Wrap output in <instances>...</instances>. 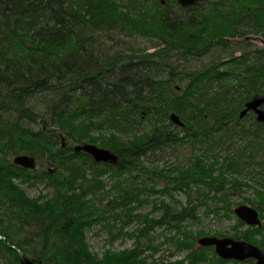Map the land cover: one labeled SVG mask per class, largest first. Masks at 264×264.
I'll return each instance as SVG.
<instances>
[{"label": "trees", "instance_id": "1", "mask_svg": "<svg viewBox=\"0 0 264 264\" xmlns=\"http://www.w3.org/2000/svg\"><path fill=\"white\" fill-rule=\"evenodd\" d=\"M202 2L205 5L202 18L192 14L187 21L184 15L171 13L161 5L156 8L159 10L157 17L149 20L153 9L147 10L142 1L136 2V10L130 11L134 17L129 19L128 15L119 13V7L125 6H118L117 0H0V123L9 134L38 123L45 127V133L61 130L81 141L90 140V137L86 132L76 135L73 123L78 119L87 123L90 131L111 125L113 129H110L115 132H128L129 127L150 122V130L139 134L138 140L114 148L120 153L122 162L129 165L123 167L121 163L120 169L115 171L131 173L146 170L145 166L139 169L142 157L162 149L165 142L177 136L169 130L171 124L162 123L168 121L171 112H176L185 122L183 131L190 138L209 136L216 131H223L225 138L226 134L230 135L233 124V128L240 127L243 134L261 140L260 125L249 122V117L243 120L238 117L249 94L264 93V61L215 59L202 67H191L187 62L194 58L198 63L202 53L211 47L239 46L231 45L229 39L264 32V0ZM152 20L155 24L158 20L156 25H160L156 38L161 42L152 45L158 49L147 53L146 49L135 48L138 54L131 61L115 57L113 48L105 55L99 53L94 44L80 35L86 29L111 34L118 28L145 35L155 26ZM69 40L74 44L66 45ZM71 46L76 53L70 52ZM171 51L175 52L173 56ZM131 65H135L134 68ZM235 79L239 87L234 84ZM204 80L216 81L220 91L214 92L208 85L202 90ZM229 82L233 83L239 98L228 96L226 85ZM179 83L180 91L177 90ZM104 105L105 110L115 116L103 111ZM94 111L98 112L97 116L109 115L110 120L100 117L98 125H94ZM116 116L120 118L115 119ZM58 139L57 136L46 139L44 146L50 150L57 148ZM194 141L188 139L186 142L193 144ZM219 142L210 144L219 145ZM8 144L4 149L14 151V144ZM195 157L196 162L172 178V186H160V193L186 189L188 202L181 210L172 211L167 204L161 208L170 213L173 227L186 219H196L202 207L207 208L206 213L218 212L217 203L223 205L222 209L233 212L228 198L224 197L236 194V184L241 182L237 178L228 179L232 174L230 170H234L233 163L224 162L217 167L219 177H213L217 162L206 164L201 157ZM56 161L68 167L61 154L56 156ZM68 171L62 180L64 187L73 188L76 183L83 182L79 166L70 165ZM92 181L85 180L87 187L79 185L81 200L69 202L62 195L60 212L48 215H33L28 200L0 189V234L7 239L0 238V259L19 264L14 245L42 264H73L71 258L74 256L80 264H142L141 238L148 236L142 231L133 249L107 253L101 259L90 252L84 229L88 225L103 224L108 218L102 212L104 208L94 209L100 214L97 217L85 209L83 198L90 193L94 201L98 193L97 180ZM211 192L215 195L210 196ZM219 192L224 196L218 198ZM263 203L260 200L259 204ZM170 241L175 243L174 238ZM149 248L155 250L157 246L149 245ZM204 251L193 254L190 264L202 258Z\"/></svg>", "mask_w": 264, "mask_h": 264}, {"label": "bare ground", "instance_id": "2", "mask_svg": "<svg viewBox=\"0 0 264 264\" xmlns=\"http://www.w3.org/2000/svg\"><path fill=\"white\" fill-rule=\"evenodd\" d=\"M140 2L142 1L146 7L147 10L153 9V11H151L150 15H148L149 20H151L152 18L150 17H155L156 14H158L159 10L156 8H159L161 5V8L164 9V7H167L171 13L173 12L174 14H180V15H184L185 19L188 21L191 17L190 15L194 14L197 18H202L203 16V12L205 9V5H202L204 2V0H194L192 3L189 2H182L181 0H137L136 2ZM136 2L135 1H131V0H117L118 6H120L121 4H123L125 6L124 7H119L118 11L119 13H123L124 15L126 14V16L128 15L129 19H132L133 13H131L130 11H135V6H136ZM145 7V8H146ZM152 7V8H151ZM144 8V9H145ZM160 8V9H161ZM157 17V16H156ZM153 25L155 24L153 21ZM158 23V20L156 22V24ZM153 27V29L149 30L147 32V34L145 35H141V34H134L131 33L130 31H128L127 29H117L114 32H112L111 34L106 33L105 31H98L96 29H86L85 31L80 32V35L82 37H86L88 39V42L94 44L97 48V50L99 51V53H103L104 55L109 53L108 49L109 48H113L112 53H114L115 57L117 56L118 58H123V59H129L128 61L131 60H135L136 56L138 53H136L134 51L135 48H140V49H146L147 53H152L154 51H156V49L158 48H153V43H158L161 42V40H159L157 37V33H158V28L160 27V25H156ZM99 27H103V26H99ZM122 31V32H121ZM204 33V31H203ZM110 35V36H109ZM120 36H124V39H120ZM261 37L264 38V32H261V34H257V35H241L239 38H233V39H229V41L232 44H236L239 46H230V47H225L224 49H220V48H212L210 50H208V52L204 51L202 53V59L201 61H199L197 63V61H195L194 58L190 59L192 61L187 62V64L191 67H202L204 65H206L207 63H209L210 60H215V59H220V61L222 60L223 62L226 61H235L238 62L239 60H244V61H250L253 58H255L258 61H264V52H260V50H264V47H259L254 45V43H256V41H259V39H261ZM139 38H143L148 40L150 43L149 45L146 46H140L137 45V43L135 42L137 39ZM135 43V44H134ZM74 44L73 40H69L68 44L66 45H72ZM65 45V46H66ZM75 47L71 46L70 47V52L73 53L75 52ZM137 50V49H135ZM69 52V53H70ZM70 53V54H71ZM76 53V52H75ZM175 52L171 51L170 54L173 56ZM126 56H129L128 58H126ZM108 63V62H107ZM105 63V64H107ZM133 68L135 65H131ZM237 79H235L234 84L239 87V84ZM232 82V81H231ZM227 83V94L229 97L231 98H237L238 97V93L233 85V83ZM208 85L211 86L214 89V92L216 91H220V87L217 84L216 81H212V80H204V85L202 90H204V86ZM226 88V87H225ZM181 88V84H177V90L180 91ZM213 92V93H214ZM212 93V94H213ZM246 95V94H245ZM257 97H263L264 98V93L262 92H253L252 94H249V96L246 98L245 103L243 105V107L240 109L239 111V119L243 120L246 117L250 118L249 122H252V124L258 123L260 125L259 130L261 131L262 137L261 140L264 139V121L260 120L259 116V112L257 110H251L248 109L247 110V106L250 102L254 101ZM239 98V97H238ZM259 110H262L264 112V104H262L261 106L258 107ZM106 109V105L103 106V111ZM244 110H247V112L244 114V116H241L242 112ZM106 113L110 112V116H115L114 114L111 113L110 110H105ZM92 114L96 117L94 120L95 124L94 125H98V121L100 117L105 118L106 120H110L109 115L106 116L104 114H100L99 116H97L96 114H98V112L94 111L92 112ZM172 116H176L178 118V122L175 121ZM119 116H116L115 119H119ZM80 120V119H79ZM25 124L27 123L26 121H24ZM82 122V121H81ZM162 123L165 124V126L168 125L169 130L173 131L177 136L172 137L171 141L165 142L166 144H163L162 146L166 147V146H171L174 145L177 146V148L181 149L183 148L184 145H187V149L182 150L181 151V161L179 164H177L174 168L171 169H158L159 167H154L153 169L150 170V173L153 174V176L148 177L147 174H149L147 171H139L138 172H134L131 173L127 170L125 171H115L117 169H120L121 167V163L124 166H129L128 163L125 161L122 162V157L120 155V153L115 150L114 148H110L107 147V145L102 146L101 142L98 141V139H95L94 137L91 138L90 140L88 139H84L81 141L72 139L73 135H69L66 132H63L61 130H57L56 132H48L45 133V127L44 126H40V124L35 123V124H30L27 125V128H22L21 130H18L16 134H9L7 132L6 129H4V126L0 123V149L2 150L3 156L5 159H3L2 162H0V168H2V166H11L12 169L16 170L15 175L13 174V177H18L17 179L22 178V180H24L25 183L27 184H32L33 182H35L34 184H45L47 187L49 188H53L51 190L50 195L47 197V202L46 204H48V206H46L45 210L42 211H36L33 209L32 207V203L31 200L24 195V192L21 190H17L15 187L19 188L18 186L15 187H11V189L9 191H3L2 192H8V193H17L19 196H21L22 199H25L26 201L28 200L29 205H31L29 207L30 212L33 215H48L51 212H60V208H61V198L62 195H65V197H67L69 199V202L72 201H79L82 199L83 196H79L78 194L80 193L79 191V185H81V187H87L85 183V180H87V175L86 172L87 170L84 171L83 173V167L79 166L80 164L75 163V159L79 158V157H84L86 159L89 160V163L92 164V168L94 169V179H98V178H103L104 176H106V174H109L111 177L116 178L115 180V184L116 185H120V181L124 180V176L128 175L131 176L130 178L133 177V175L138 176L137 178L141 179V184L140 186L143 188H139V187H135V189H131L130 191L125 193L124 198L122 199L123 201H125V204H123V210L124 209H130V204H134L133 207H137L139 206V204L143 201V199H141V194L142 192H139L141 190H147L150 192H158L160 193V189L162 185H168V186H172V178L176 177L177 174H179L181 172V170H185L187 167H190L189 165L196 162V157L203 159V161L206 164H215V168L219 167L220 165H222L225 161L228 163H233L234 166V170H230V173H234L237 172L238 169H241L243 167V169L245 167H248V169H251L250 171H248L249 175L247 177L246 181H242L239 184H236V194H231V195H227L224 196V191L223 192H219L217 195L218 198H221V196L223 195L225 198H228L229 204L231 205V208L233 210V212H229L227 209H222V206H219V211L218 212H211V214L213 215H220L221 212L220 210L224 211L225 213H227L229 216H234L237 217V219H239L240 222L246 224L249 227H261L263 226V219L261 217V212L260 210V205L258 202L256 201H248L251 205L253 206H258L259 210L255 207H252L250 205H238L236 204V202L234 200H232V197L235 195H239L240 192H238V189H242L245 187H253L255 185L250 184V183H257L258 187H262L264 188V165L261 163H264V161H262V159L264 158L263 153L260 154L259 152H257V147H256V143L254 142L255 136L250 135L247 133L248 136H244L242 134V132L240 130H238V128L234 127L233 128V124H231V130H230V135L229 133L225 135V138L222 136V132L223 131H216L219 132L221 135L217 134L216 132H214L213 134L209 135V136H198L196 138H190L185 134V131H183V129L185 128V122L182 120V118L176 113V112H171L168 118V121H162ZM87 124V123H84ZM145 126L147 125V128L144 129V131L142 130L141 132V128L142 125H137V127L135 128V125L133 127H129V129H127L128 132H117V133H121L126 134L128 136L131 135V137L133 139H135L134 141L138 140V137H135L134 134L135 133H139L140 135H144V133H146L147 130H150L151 126H150V122H146L144 124ZM23 126V125H21ZM113 126L110 125V128H112ZM110 128H108V125L105 126V129L111 131V132H115L113 130H111ZM113 129V128H112ZM135 129V130H134ZM30 131L33 132V135L30 134ZM95 130V129H94ZM98 130V129H96ZM135 131V132H134ZM224 133V132H223ZM37 134V135H35ZM260 134V136H261ZM35 135V136H34ZM39 135V136H38ZM174 135V134H173ZM238 135V140L240 139L241 141L244 140V137H248L251 138L252 141L255 143L254 144H250V146H252L251 152L248 153H238L237 151H234L231 155L229 153V149H226L225 151L227 152V156H222V152H219L218 150H220L221 148H219L218 143L211 145L209 143H212L214 141H221L224 143H233L232 139ZM57 136L59 137L57 143H55L57 145V148L54 149H49L46 148L44 146L45 144V140H52L54 139V137ZM259 136V137H260ZM222 137V138H221ZM131 138V139H132ZM174 138V140H173ZM182 138H185L186 140L183 141L181 140ZM188 139H193L196 140V142L198 141L199 143H205L206 144V148L204 149L205 153L202 154H198L197 150H196V146H195V141L193 142V144H190L188 141ZM24 140H32L35 143H37L39 145V147L37 146V149L33 148L32 146H26L25 144H21L24 142ZM166 141V139H163ZM190 141V140H189ZM251 141V140H250ZM7 142V143H6ZM8 143H12L14 144V151L9 150L10 151L8 153L7 148L4 149L5 147L9 146ZM98 143V144H97ZM249 143V142H248ZM94 146L96 148L102 149V150H106L108 152H110L113 156L116 157V160H97L95 158V156L93 154H91L90 152L86 151L83 149L84 146ZM179 145H181L179 147ZM217 147V148H216ZM27 148L28 151H26ZM60 150V151H58ZM222 150V149H221ZM239 150H242V148H240ZM7 151V152H6ZM178 151V150H177ZM156 152V151H155ZM241 152V151H240ZM154 153V152H153ZM183 153V154H182ZM62 155L65 158V162L67 163L68 167L71 165L73 166H79L81 173H80V178L81 181L83 180V182H79L76 183V185L73 188L70 187H64L65 184H63V178H65L68 174V167H62L57 161H56V156L57 158L59 157V155ZM151 153H149L148 155H150ZM147 155V156H148ZM55 156V158L53 159V157ZM142 157V162L139 165V169L142 166H145L146 161H145V157ZM19 157H27L29 159H32L34 161V165L33 166H26L23 165L21 163L16 162V159ZM223 158L222 161H220L219 159ZM253 158H256V161H253ZM261 158V159H260ZM39 161H44L42 163L43 167L41 171H38L39 168ZM54 163H56L57 165H55ZM45 166V167H44ZM259 166V167H258ZM10 168V169H11ZM44 168V169H43ZM238 168V169H237ZM11 169V170H12ZM38 171V172H37ZM219 172H218V168L216 172H213V177H219ZM167 176V177H166ZM238 177V176H237ZM135 178V177H134ZM144 178L148 179L149 181H146ZM228 179H231V175L228 176ZM238 179V178H237ZM93 180V179H92ZM131 180V179H129ZM232 180V179H231ZM230 180V183L233 182ZM87 182V181H86ZM98 182V181H97ZM96 182V183H97ZM132 185V184H130ZM156 185L158 186V188L156 187ZM79 187V188H78ZM255 189V187H253ZM184 190H171L169 193H160L162 195H169L171 198H173L175 196V193H182L185 195V197L187 196V193ZM215 191L216 190H212ZM238 192V193H237ZM242 193V192H241ZM215 195L214 192H211L210 196ZM91 200H92V195L90 194ZM50 198V199H49ZM80 198V199H79ZM49 199V200H48ZM211 200V198H209ZM90 198H83V202L86 203L85 205V209L87 208V212L88 213H94L96 214L95 217L99 216L100 214H98V212L94 209H98L104 208V216L108 217L106 218V222L103 224L100 223H96L94 225L91 226H87L84 230V234H85V240L87 241V231H91L94 228H103L106 229L108 234H109V240H114L115 236H121V237H128L130 234L124 232V227H122V231L120 234H117V227L114 226V223L116 222V219L118 217H114V214L116 213L117 210V204L118 202L121 200H117L115 201V199H112L108 204H106L107 206H104L103 202L100 201V199H96L94 201L91 202ZM130 200V203H128V201ZM187 200V198H186ZM49 202V203H48ZM188 202V201H187ZM254 202H256V204H254ZM90 205H89V204ZM164 204L169 205L172 211H177V210H181L182 205H178V206H173L170 203H165L162 202L161 207H164ZM187 204V203H186ZM237 207H236V206ZM94 206V208H92ZM235 206V208H234ZM241 206H248L251 207L253 209H255L258 214H259V221H260V225H251L247 222H245L242 218H240L238 216V214L236 213V209L241 207ZM221 207V208H220ZM135 217H139L137 215H130V218H134L137 219ZM198 217V215H197ZM118 220V219H117ZM164 222H163V221ZM188 220H193V219H186L182 222L179 223V225H177L176 227H173V224H170L172 221L171 217H170V213L169 212H165V210H163V214L162 216L159 218V220L154 221L155 224L157 225H164L167 226L170 229H173L175 231H178L182 224ZM195 220V219H194ZM133 222H137L139 224H142V220L137 219L136 221ZM166 223V224H164ZM148 224V220L145 221V225ZM114 235V236H113ZM0 238L3 240H7L6 237H4L3 235L0 234ZM112 237H114V239H112ZM139 238V236L137 237ZM202 238H217V239H232L234 241H239V242H246L249 244H252L256 247H258L259 249H261L264 252V249L251 243L248 242L246 240H237V239H233V238H229V237H222L221 234H218L217 236H203L198 238L197 242L199 244V247L202 248V250H206V249H214L215 251V255L217 256L216 258H218V260L220 261V263L222 264H227V263H233V264H257V259L255 258H247L245 260H238L235 258H231V259H226V258H222L219 253L216 250V246L215 245H202L200 244V239ZM138 240V239H137ZM13 248H15V251L17 252V257L19 259V264H21V257L19 255V253H23L28 259H30L24 252L23 249L12 245ZM123 252V251H121ZM215 258V257H214ZM32 260V259H30ZM36 264H42L41 262H38Z\"/></svg>", "mask_w": 264, "mask_h": 264}, {"label": "rangeland", "instance_id": "3", "mask_svg": "<svg viewBox=\"0 0 264 264\" xmlns=\"http://www.w3.org/2000/svg\"><path fill=\"white\" fill-rule=\"evenodd\" d=\"M120 39H124V36H120ZM135 42L141 47L149 45L150 43L148 40L143 38H139ZM254 45L264 47V38L261 37V39H259V41H256ZM73 125V128L76 131V135H80L86 132L88 133L89 137L98 139V141L101 142L102 146L107 145V147L110 148H115L116 146L124 147L128 145V143H132L135 140L129 134L128 136L126 134L122 135L121 133L111 132L105 128L90 131V129H87L86 124L82 123L79 119L75 120ZM146 128L147 125H143L140 129L141 132ZM238 130H240V127L238 128ZM243 135L248 136L247 134ZM134 136L138 137L139 133H135ZM232 142L233 143H224L221 141L219 142L218 146L222 150L220 149L218 151L222 152V156H227V152L225 151L226 149L230 150V155L234 151H237L238 153H250L252 149V146H250V144L252 143L254 144V146L256 143V151L260 154L263 153L262 156H264V140L254 139V143L251 138L244 137V140L241 141L240 139L238 140V135H236L232 139ZM24 144L25 147L32 146L35 149H37V146L39 147L40 145L32 140H24ZM180 146L181 145H179V147ZM186 146L187 145H184L181 149L177 148V146H175L174 148V145L166 146L145 157V171H149V174H147L148 177L153 176V174L150 173V170L154 167H159L158 169L166 170L174 168L177 164H179L181 161V151L184 149L186 150ZM195 146L198 154L205 153V143H199L197 141L195 143ZM240 148H242V150H239ZM24 149L28 151L27 148ZM3 159L5 158L3 156L2 150L0 149V162H2ZM219 160L222 161L223 158ZM253 161H256V158H253ZM262 161H264V158L262 159ZM43 162L44 161H39L38 171L42 170ZM75 163L80 164L79 166L83 167V173L85 170H87V180H91V182H94L92 181V179H94V169L92 168V164L89 163V160L84 157H79L75 159ZM54 164L57 165L56 163ZM261 164L264 165V163ZM10 168L11 166H2V168H0V189L3 191H9L11 187L18 186L19 188H15L17 190L23 191L24 195H26L31 200L33 209L43 212L46 206H48V204H46L47 197L50 195L53 188H49L45 184H34L35 182H33L32 184H27L24 182V180H22V178L17 179L18 177H13V174L11 172L14 170H11L12 168ZM250 170L251 169H248V167H245L244 169L242 167L241 169H238V171L234 174H231V179L238 178L242 181H246L249 175L248 171ZM130 177L131 176L128 175L124 176V180L120 181V185H116V178L111 177L109 174H106V176H104L103 178L96 179L98 181L96 186L98 193L97 195L95 194V197L96 199L99 198L100 201L103 202L104 206H107L106 204H108L112 199H115V201L121 199L119 202L117 201V210L114 214V217H118V220L116 219L114 226L118 229L117 234L120 231L119 235H122L121 231L122 227H124V232L129 233L130 236L121 237L117 235L115 236L114 240H109V234L106 229L97 227L89 232L87 231V243L93 256L101 259L107 253H119L121 251L133 249L137 245V237H142L141 231L142 233H147L148 235L146 236V238H141V242L143 244L141 245V250L143 251L142 259L144 260L141 262L142 264H174L182 261L184 262V264H190L192 255L195 253H199V251H203L202 248L199 247V244L197 242L198 238L203 236L218 237V234H221L222 237H229L237 240H246L264 249V203L262 204V206H260L259 210L258 206H253L248 202L249 200L256 201L258 203L260 202V200L264 202V188L258 187L257 183H250L255 185L253 186L255 187V189L252 186L238 189V192L241 191L242 193L240 192L239 195H234L232 197V200L236 202L237 206L250 205L257 208L261 212L263 226L256 228L249 227L246 224L240 222L237 217L229 216L222 210H220L221 214L216 216L211 213H206L207 208L202 207L198 210V217L195 220H188L184 222L181 228L178 231H175L168 228L167 226L157 225L154 221L159 220V218L163 214V209H161L162 202L170 203L171 205L176 207L178 205H185L187 203V197H185L184 194L178 192L175 193V196L173 198H171L169 195H162L158 192L141 190L139 192H142L140 197L141 199H143V201L139 204L138 208L133 207L134 204H130V209L127 208L123 210V204H125V201H123L122 199L124 198L125 193L130 191L131 189H135L136 186L139 187L141 184V179L137 178L138 176L133 175L132 178ZM144 179L146 181H149V178ZM139 188L141 189L143 187L140 186ZM86 198H90L91 200L90 193L86 196ZM128 203H130V200L128 201ZM208 203H210V200H208ZM217 204L219 206H222L221 203ZM130 215L139 216L138 218H135L142 220V224L133 222L137 219L130 218ZM146 220H148L147 225H145ZM131 235L133 236L131 237ZM173 238L175 239V243H171L170 241V239ZM149 241L153 245L157 246L155 250L149 248V245L153 246ZM176 241L178 242V244L176 243ZM216 257L217 256L215 255L214 249L209 248L204 251V255L202 256V258L196 260L194 264H222ZM71 260L73 264H80L76 260L75 256L71 258ZM0 264H9V261L6 259H0ZM227 264L233 263L229 262Z\"/></svg>", "mask_w": 264, "mask_h": 264}, {"label": "water", "instance_id": "4", "mask_svg": "<svg viewBox=\"0 0 264 264\" xmlns=\"http://www.w3.org/2000/svg\"><path fill=\"white\" fill-rule=\"evenodd\" d=\"M182 2L192 3L194 0H181ZM264 104L263 97H257L254 101L250 102L247 106V110H257L260 114V120L264 121V112L259 110V106ZM244 110L241 116L247 112ZM172 118L178 122V118L176 116H172ZM84 150L90 152L95 156L97 160H116V157L113 156L110 152L106 150H102L96 148L94 146H84ZM16 162L21 163L26 166H33L34 161L27 157H19L16 159ZM236 213L240 218H242L245 222L251 225H260L259 214L258 212L248 206H241L236 209ZM1 237V236H0ZM200 244L202 245H215L216 250L222 258L231 259L235 258L238 260H245L247 258H255L257 259V264H264V252L258 247L246 243L234 241L232 239H217V238H202L200 239ZM21 257V264H36L35 261L28 259L23 253H19Z\"/></svg>", "mask_w": 264, "mask_h": 264}]
</instances>
